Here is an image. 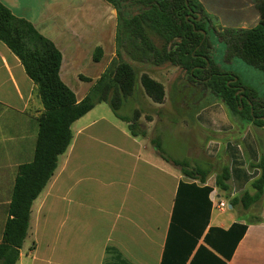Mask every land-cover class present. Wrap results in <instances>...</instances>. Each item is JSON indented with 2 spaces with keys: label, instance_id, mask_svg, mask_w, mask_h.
<instances>
[{
  "label": "crops",
  "instance_id": "crops-1",
  "mask_svg": "<svg viewBox=\"0 0 264 264\" xmlns=\"http://www.w3.org/2000/svg\"><path fill=\"white\" fill-rule=\"evenodd\" d=\"M0 1L56 45L62 54L60 77L69 88L71 76L85 75L87 65L103 61L104 67L93 71L102 75L118 59L117 13L104 0ZM198 1L210 16V23L214 20L221 32L255 27L261 18L259 4L264 2ZM92 47L102 50L98 62L91 53ZM168 70L164 69L162 75ZM147 74L163 84L155 73ZM75 94L78 101L87 96ZM103 103L72 124L71 143L33 202L29 230L16 264H264V213L259 220H249L250 211L240 213L237 204H231L234 196L229 202L216 186L218 169L214 171L211 164L221 149L218 135L212 138L207 133L202 141L193 142L183 157L163 152L170 160L185 161L191 168L207 171L201 182L165 160L155 145L158 142L163 148L166 133L176 139L185 137L189 132L182 128L188 127L187 121L178 123L171 116L161 121L159 114L144 126L145 136H133L127 122L116 117L126 123L125 129L101 115L99 107ZM43 112L37 85L19 57L0 40V243L19 169L34 161L38 118ZM210 118L209 115L201 126L207 123L213 127ZM246 139L247 157L258 161V157L254 158L255 146ZM224 149L230 158L231 181L241 186L253 182L251 176L258 171L246 167L240 146L231 140ZM181 183L212 188L208 196L211 206L198 197L190 198L184 190L178 209L182 217L194 218V229L173 232L171 225ZM220 202L229 205L233 212L220 208ZM204 216L207 226L202 229ZM235 223L246 225L242 239L233 253L219 250L224 233ZM177 246L188 250L187 257L164 261L165 250L172 251Z\"/></svg>",
  "mask_w": 264,
  "mask_h": 264
},
{
  "label": "trees",
  "instance_id": "trees-1",
  "mask_svg": "<svg viewBox=\"0 0 264 264\" xmlns=\"http://www.w3.org/2000/svg\"><path fill=\"white\" fill-rule=\"evenodd\" d=\"M117 13V60H114L96 83L90 88L87 96L78 101L75 92L69 88L60 77L62 54L56 45L41 35L27 20L16 17L10 8L0 1V40L21 60L27 75L37 85L38 93L44 106V112L38 118L39 133L34 161L21 166L15 182L13 198L6 222L3 240L0 243V264H16L20 250L30 226L31 208L35 199L43 191L53 176L60 155L68 149L72 140L71 126L86 115L97 104L107 103L115 116L129 124L133 136L146 135L145 128L137 122L139 113L134 117L122 115L121 109L125 98L132 95L138 84L137 72L131 63L132 55L126 54L124 59L121 50L124 48L125 36L141 43L155 55V63H171L184 69L191 81L206 82L210 88L235 114L253 121L258 126H264V106L256 103L254 98L243 92L240 103L237 87L240 79L233 81L234 76L225 71L214 69V62L209 55V38L206 24L211 22L203 6L198 0H104ZM261 18L259 23L249 29H226L219 37L226 44V60L241 59L248 66L264 72V2L259 4ZM191 12L202 15V21L188 17ZM147 29L161 36L167 44L178 40L177 49L160 52L152 43ZM203 32H206L204 38ZM141 46L137 47L138 49ZM102 50L97 48L94 60L99 61ZM145 94L157 104L165 99V87L148 74L140 79ZM250 102V104L248 103ZM241 107L244 110L241 111ZM156 147L162 157L181 167L189 178L204 182L208 172L191 168L188 162L170 160L161 150L158 142ZM254 158L257 159L256 154ZM258 173H253L251 186L254 194L246 192L241 198H234L233 206L242 203L245 209L260 201L264 196V159L251 166ZM230 167L223 169L216 179V186L222 191H228L231 180ZM196 199L206 201L212 192L210 187H198L195 184L181 183L173 213L171 231L194 229V218L180 215L179 198L182 192ZM199 210L205 208L197 207ZM199 222V221H198ZM202 229L207 226V216H204ZM199 224V225H200ZM197 225V227H199ZM246 225L235 223L224 233L221 251H231L242 239ZM208 236V235H207ZM206 236V238H207ZM205 238V239H206ZM207 240V239H206ZM189 254L185 247L177 246L175 250H165L166 259L179 260ZM230 257V256H229ZM164 264V262H163Z\"/></svg>",
  "mask_w": 264,
  "mask_h": 264
},
{
  "label": "rangeland",
  "instance_id": "rangeland-1",
  "mask_svg": "<svg viewBox=\"0 0 264 264\" xmlns=\"http://www.w3.org/2000/svg\"><path fill=\"white\" fill-rule=\"evenodd\" d=\"M78 2V0H77ZM202 21V19L200 20ZM216 22L212 20V23L206 24V30H208L209 47L208 52L210 57L214 62V69L225 71L234 76V79H240L241 85L244 91L248 92V95L254 98V101L262 106H264V72L248 66L241 59H233L232 61L226 60V44L219 37L222 34L220 29H216ZM219 30V31H218ZM149 37L152 43L156 46L157 50L167 52L176 50L178 40L172 41L169 44L153 31L147 29ZM129 35L125 36L124 48L121 50L124 59H127L126 54L132 55V61L138 77V84L134 93L124 100V104L121 109V114L127 115L128 117H134L135 113H139V118L137 122L143 127L146 126L149 119L160 114V120L165 119L166 116H171L175 121L188 122V127L182 128L183 130H188V134L181 139L173 138L169 133L165 134L162 139V152L168 154H178L183 157V155L188 154L191 145L197 141H202L207 133L211 134L214 138L218 135V142L221 146L219 153L214 157L213 164L211 167L215 171L217 170L216 179L221 176L223 169L230 167V158L224 149L227 141H233L240 146L241 151L246 159V167L252 171L254 170L251 166L257 165L258 162L264 159V126H258L253 121L233 113L227 105L205 84L203 81L193 82L190 80L188 73L181 69L178 65H172L171 63H155V55L153 52L149 51L140 42L136 43L135 40H131ZM141 46V49L137 47ZM96 49L92 47L91 53L94 55ZM91 63L90 66L85 67V75L82 76H71L69 80L70 87L77 93L79 97L88 94L90 88L96 83L100 78L101 74L93 72L96 70H101L104 67V62L101 61L100 64ZM168 70V74L163 76V70ZM87 71V72H86ZM92 72V74H91ZM151 73L163 81L165 85V99L162 103L164 107L159 108L153 105V101L145 94L143 87L141 85L140 79L143 74ZM142 87V88H141ZM246 89V90H245ZM147 96V97H146ZM149 98V99H148ZM152 102V103H151ZM250 104V102L248 101ZM101 115L109 117L112 120L118 122L119 125L123 126L125 129L126 123L123 121H118L114 115L110 106L103 103L99 107ZM244 108L241 109V111ZM210 118L211 127L205 123L204 127L201 126L202 122H207ZM162 117V118H161ZM167 118V117H166ZM159 131V127L157 129ZM157 136V133H156ZM251 141L255 146V151L258 157V161H253L252 158L247 157V147L244 144V139ZM212 140V139H211ZM194 147V145H193ZM194 149V148H193ZM216 166V168H215ZM228 182L229 190L222 191L218 188L219 193L223 198L228 199L229 202L233 198H241L246 192L254 194L251 183L241 186L238 183ZM232 185H231V184ZM231 196H234L231 198ZM231 198V200L229 199ZM240 213H246L250 211L251 216L249 220H259V215L264 213V196L262 199L251 206L249 210L243 207L242 203L237 204ZM227 212H233L226 207ZM31 239L28 238L27 242Z\"/></svg>",
  "mask_w": 264,
  "mask_h": 264
},
{
  "label": "flooded vegetation",
  "instance_id": "flooded-vegetation-1",
  "mask_svg": "<svg viewBox=\"0 0 264 264\" xmlns=\"http://www.w3.org/2000/svg\"><path fill=\"white\" fill-rule=\"evenodd\" d=\"M196 13H198V12H191L190 14H189V16L188 17H191L192 19H196V21H197V18H198V16H197V14ZM242 87H240V86H238L237 87V94H240V96L241 95H243V92H241V89ZM244 96V95H243ZM244 98V97H243ZM242 98V99H243Z\"/></svg>",
  "mask_w": 264,
  "mask_h": 264
},
{
  "label": "water",
  "instance_id": "water-1",
  "mask_svg": "<svg viewBox=\"0 0 264 264\" xmlns=\"http://www.w3.org/2000/svg\"><path fill=\"white\" fill-rule=\"evenodd\" d=\"M196 14H197V16H198L197 21H200L201 18H202V15H201L200 13H196ZM203 34H204V38H205L206 35H207L206 32H203ZM233 81L235 82V81H237V79H234ZM240 90H241V92H244V89H243V88H241ZM243 97H244L243 95L240 96V103H242V98H243ZM242 108H243V107H241V109H242ZM261 118L264 120V117H261Z\"/></svg>",
  "mask_w": 264,
  "mask_h": 264
},
{
  "label": "built area",
  "instance_id": "built-area-1",
  "mask_svg": "<svg viewBox=\"0 0 264 264\" xmlns=\"http://www.w3.org/2000/svg\"><path fill=\"white\" fill-rule=\"evenodd\" d=\"M218 205H219L220 208L226 207V204L224 202H220Z\"/></svg>",
  "mask_w": 264,
  "mask_h": 264
}]
</instances>
